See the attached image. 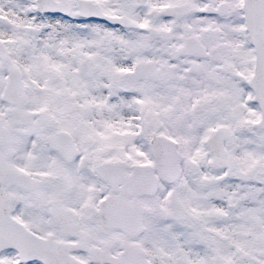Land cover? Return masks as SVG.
Listing matches in <instances>:
<instances>
[{
    "label": "snow or ice",
    "instance_id": "snow-or-ice-1",
    "mask_svg": "<svg viewBox=\"0 0 264 264\" xmlns=\"http://www.w3.org/2000/svg\"><path fill=\"white\" fill-rule=\"evenodd\" d=\"M0 264H264V0H0Z\"/></svg>",
    "mask_w": 264,
    "mask_h": 264
}]
</instances>
